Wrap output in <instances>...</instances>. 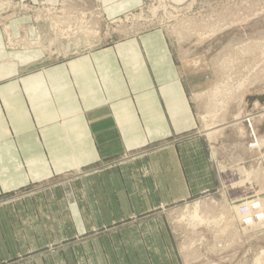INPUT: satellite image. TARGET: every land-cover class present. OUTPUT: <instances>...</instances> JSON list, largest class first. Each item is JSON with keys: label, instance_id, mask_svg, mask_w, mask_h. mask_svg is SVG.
<instances>
[{"label": "rangeland", "instance_id": "rangeland-1", "mask_svg": "<svg viewBox=\"0 0 264 264\" xmlns=\"http://www.w3.org/2000/svg\"><path fill=\"white\" fill-rule=\"evenodd\" d=\"M77 1L0 0L4 48L61 61L161 30L193 124L0 191V264H264V221L236 215L252 200L264 212V0H144L114 19L67 12Z\"/></svg>", "mask_w": 264, "mask_h": 264}, {"label": "crops", "instance_id": "crops-1", "mask_svg": "<svg viewBox=\"0 0 264 264\" xmlns=\"http://www.w3.org/2000/svg\"><path fill=\"white\" fill-rule=\"evenodd\" d=\"M77 2L67 12L99 7L114 19L144 0ZM7 23L12 36L34 37L29 19ZM183 87L161 30L51 61L39 51H7L0 29V191L171 138L193 124Z\"/></svg>", "mask_w": 264, "mask_h": 264}, {"label": "built area", "instance_id": "built-area-1", "mask_svg": "<svg viewBox=\"0 0 264 264\" xmlns=\"http://www.w3.org/2000/svg\"><path fill=\"white\" fill-rule=\"evenodd\" d=\"M5 9V8H4ZM4 9L0 10L3 11ZM7 29V26L4 28ZM249 124V123H248ZM258 200H252L236 209V215L243 227H252L264 221V212Z\"/></svg>", "mask_w": 264, "mask_h": 264}]
</instances>
